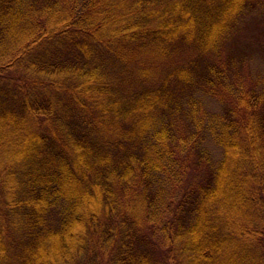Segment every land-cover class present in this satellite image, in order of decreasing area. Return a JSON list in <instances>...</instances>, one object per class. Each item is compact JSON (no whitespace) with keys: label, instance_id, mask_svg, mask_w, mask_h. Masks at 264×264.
<instances>
[{"label":"trees","instance_id":"16d2710c","mask_svg":"<svg viewBox=\"0 0 264 264\" xmlns=\"http://www.w3.org/2000/svg\"><path fill=\"white\" fill-rule=\"evenodd\" d=\"M262 11L0 0V264H264Z\"/></svg>","mask_w":264,"mask_h":264},{"label":"rangeland","instance_id":"374dc122","mask_svg":"<svg viewBox=\"0 0 264 264\" xmlns=\"http://www.w3.org/2000/svg\"><path fill=\"white\" fill-rule=\"evenodd\" d=\"M242 47H245L247 51L253 53L254 65L253 70L258 66L261 71L264 70V11L255 17H251L248 22V27L244 31V36L240 39ZM241 45V42L239 43ZM253 50V51H252ZM215 108L218 104L215 102ZM214 159L221 157V148L213 142L208 144Z\"/></svg>","mask_w":264,"mask_h":264}]
</instances>
